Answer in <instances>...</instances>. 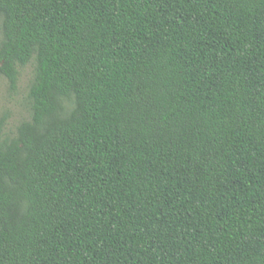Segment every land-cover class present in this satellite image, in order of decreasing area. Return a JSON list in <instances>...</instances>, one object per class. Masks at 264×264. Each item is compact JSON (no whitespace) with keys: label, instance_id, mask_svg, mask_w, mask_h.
I'll return each mask as SVG.
<instances>
[{"label":"trees","instance_id":"16d2710c","mask_svg":"<svg viewBox=\"0 0 264 264\" xmlns=\"http://www.w3.org/2000/svg\"><path fill=\"white\" fill-rule=\"evenodd\" d=\"M0 264H264V0H0Z\"/></svg>","mask_w":264,"mask_h":264},{"label":"rangeland","instance_id":"374dc122","mask_svg":"<svg viewBox=\"0 0 264 264\" xmlns=\"http://www.w3.org/2000/svg\"><path fill=\"white\" fill-rule=\"evenodd\" d=\"M34 66L29 65L22 71L17 92H12L6 81L0 83V120L7 118L6 133L14 134L18 125L30 118L27 96Z\"/></svg>","mask_w":264,"mask_h":264}]
</instances>
